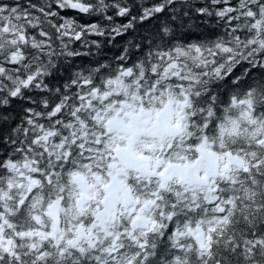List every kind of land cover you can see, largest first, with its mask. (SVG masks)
<instances>
[{
	"label": "snow or ice",
	"instance_id": "6c2138e0",
	"mask_svg": "<svg viewBox=\"0 0 264 264\" xmlns=\"http://www.w3.org/2000/svg\"><path fill=\"white\" fill-rule=\"evenodd\" d=\"M0 264H264V0H0Z\"/></svg>",
	"mask_w": 264,
	"mask_h": 264
}]
</instances>
